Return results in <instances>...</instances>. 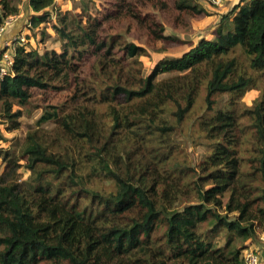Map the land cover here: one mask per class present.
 <instances>
[{"label":"trees","instance_id":"obj_1","mask_svg":"<svg viewBox=\"0 0 264 264\" xmlns=\"http://www.w3.org/2000/svg\"><path fill=\"white\" fill-rule=\"evenodd\" d=\"M105 2L85 21L57 16L59 52L15 46L12 73L0 80V121L9 132L34 90L66 93L61 105L44 104L36 122L55 124L58 150L36 130L27 133L25 187L14 176L16 159L3 158L10 171L0 175V264H243L244 242L264 226V99L240 110L233 100L215 108L214 98L253 88L237 51L249 69H264V1L241 0L220 16L213 39L157 61L146 77L145 46L120 30L147 46L170 42L155 13L177 28L206 10L197 0ZM53 3L28 0L30 24L49 18ZM17 13L12 0H0V25ZM202 86L209 114L198 127L209 150L188 180L161 152L172 126L160 117L168 112L181 124ZM75 149L88 150L115 191L90 187L95 167L88 170ZM191 193L195 203L176 206Z\"/></svg>","mask_w":264,"mask_h":264},{"label":"rangeland","instance_id":"obj_2","mask_svg":"<svg viewBox=\"0 0 264 264\" xmlns=\"http://www.w3.org/2000/svg\"><path fill=\"white\" fill-rule=\"evenodd\" d=\"M105 1L106 0H54L53 5L46 9L49 18L35 27L30 24V17L34 16L35 13L29 8L28 0H12L18 8V13L14 15L12 24L6 30L7 32L15 28L12 33L8 34V38H5L6 41L10 42L9 51L13 50L14 46H17L16 42L18 36H23L24 41L20 44H24L30 48H36L39 53L45 50L59 52L61 49V41L52 28L53 25H57V16L65 15L69 19L75 20L84 17L83 21H85L87 15L91 17L96 16L103 6H105ZM240 1L241 0H238L237 4H239ZM197 2L203 6L207 15L189 18L185 20V25L183 27L175 28L158 13H155L164 26V35L170 36L172 39L170 42L159 41L152 46H147L136 34L125 33L124 27L120 30V33L123 34L128 42L143 45L146 48L147 54L139 58L142 77H146L149 74L157 61L164 58L180 57L195 46L200 39L213 37L212 32L214 30L212 28H215L218 24L220 16L226 14L232 7L228 0H221L217 5L211 4L206 0H197ZM225 7L229 9L227 11H220L221 13H208L210 11L209 8L213 11L214 9H223ZM235 56L245 70V76L251 77L253 88L246 91L242 96H240V94L233 95L229 93L216 96L214 98L216 102L215 108L225 107L233 100L240 110L245 108L250 109L260 100L264 99V69L261 71H253L247 67L246 59L238 51L235 53ZM173 75L178 74H161L157 78L158 80H163ZM204 96L205 88L202 86L197 95L193 110L179 125L175 123V118L168 112L160 117L167 122L168 125L172 126L169 138H167L168 146H164L161 152H168L170 163H174L178 169L188 172V180L196 179L199 174L198 167L204 161L209 150V143L205 140L198 127L200 116L204 115V113L209 114L205 110ZM65 97V92L52 93L34 90L30 103L22 109V115L18 119L19 128L17 130L11 132L7 131V123L0 121V175L7 174V172L9 173L10 170L6 168V163L3 158L4 156H11L16 159L18 164L16 173L14 174L15 179L18 180L17 182L20 185L25 187V182L28 181L31 176L30 170L26 168L27 161L25 160V156L22 155V148L28 132L36 130L39 136H43L48 141H52V151L58 150L55 137V124L52 122H45L37 125L36 122L44 104L61 105ZM14 109H17V107L14 106ZM100 112L103 114L101 116L103 121L109 122V119L104 117V114L107 112V107L103 105L100 108ZM248 121L247 118L242 119V123L244 124L248 123ZM245 144L249 145L248 142ZM86 150L87 149H80L77 151L75 149L74 152H76V157L79 161H81L84 166H87L88 170H91L90 167H95L94 171H91L92 173L94 172V178L90 187L104 193L115 191L113 182L106 180L104 172L100 170L97 165L98 161L90 157L88 155V150L87 152ZM248 156L249 154H246L245 158H248ZM91 159L94 162L90 161ZM246 169H248V167H246ZM255 184L258 185L259 183L257 182ZM195 202V195L191 193L187 196H181L176 206L182 207V205L193 204ZM256 231L257 233L253 240L244 242L241 255L243 256L247 252H252L264 261V226L257 228ZM216 237L220 239V244L224 242V239L220 235Z\"/></svg>","mask_w":264,"mask_h":264},{"label":"built area","instance_id":"obj_3","mask_svg":"<svg viewBox=\"0 0 264 264\" xmlns=\"http://www.w3.org/2000/svg\"><path fill=\"white\" fill-rule=\"evenodd\" d=\"M206 1L211 4L217 5L220 3L221 0H206ZM13 20H14V16H9L0 25V38L6 32L7 28L12 24ZM23 41H24V37L18 36V40L16 44L19 45L20 43H23ZM9 47H10V42L7 41L0 52V80L4 78L7 74L12 73L14 48L13 50L9 51ZM243 264H264V261H261L258 255L252 252H247L243 255Z\"/></svg>","mask_w":264,"mask_h":264},{"label":"crops","instance_id":"obj_4","mask_svg":"<svg viewBox=\"0 0 264 264\" xmlns=\"http://www.w3.org/2000/svg\"><path fill=\"white\" fill-rule=\"evenodd\" d=\"M229 2H230V4H231V6H233L234 4H237V2H238V0H228ZM247 1V0H246ZM203 2V1H202ZM229 8H227L226 9V7L225 8H223V9H214L213 11H211V9L209 8V12L208 13H210V14H213V12L214 13H221L220 11H227ZM202 20V19H201ZM215 28H216V26H215ZM215 28L213 27L212 29L213 30H215ZM14 29L15 28H12L10 31H7V32H5L4 34H3V36L0 38V52H1V50H2V48H3V46H4V44L7 42L6 41V39L8 38L7 36H8V34H10V33H12L13 31H14ZM212 30V31H213ZM212 35H213V37H214V31L212 32ZM211 35V36H212ZM213 37H210V38H207L208 40H211V39H213ZM6 38V39H5Z\"/></svg>","mask_w":264,"mask_h":264}]
</instances>
